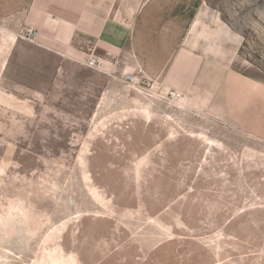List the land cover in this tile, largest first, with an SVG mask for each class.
I'll use <instances>...</instances> for the list:
<instances>
[{
  "label": "rangeland",
  "instance_id": "obj_1",
  "mask_svg": "<svg viewBox=\"0 0 264 264\" xmlns=\"http://www.w3.org/2000/svg\"><path fill=\"white\" fill-rule=\"evenodd\" d=\"M61 2L0 0V264H264V0H113L74 56Z\"/></svg>",
  "mask_w": 264,
  "mask_h": 264
},
{
  "label": "crops",
  "instance_id": "obj_2",
  "mask_svg": "<svg viewBox=\"0 0 264 264\" xmlns=\"http://www.w3.org/2000/svg\"><path fill=\"white\" fill-rule=\"evenodd\" d=\"M60 11L62 22L60 23L59 39H53L49 43L65 50L67 55L74 56V51L70 47L71 40L75 36L82 38L86 42L108 39L114 43H120L116 37L111 36L110 19L113 14V0H62ZM179 49L175 56L170 70L173 76V89L178 93L184 85H179V79L184 78V70L179 68L180 62L185 59V48ZM183 57V58H182ZM187 59V58H186ZM177 77V79L175 78ZM187 77V76H186ZM169 83V82H168ZM188 86V85H187ZM179 94V93H178ZM173 97V99L180 98Z\"/></svg>",
  "mask_w": 264,
  "mask_h": 264
},
{
  "label": "built area",
  "instance_id": "obj_3",
  "mask_svg": "<svg viewBox=\"0 0 264 264\" xmlns=\"http://www.w3.org/2000/svg\"><path fill=\"white\" fill-rule=\"evenodd\" d=\"M124 80H125L126 82H130V83H135V82L137 81V79H136L134 76L130 75V74H125V76H124ZM169 96H170L171 98H173V97H178L179 94L176 93V92H174V91H170V92H169Z\"/></svg>",
  "mask_w": 264,
  "mask_h": 264
}]
</instances>
